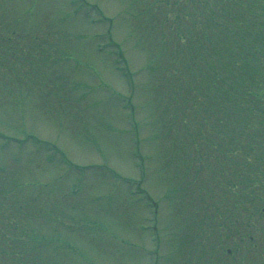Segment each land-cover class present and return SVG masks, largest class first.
Instances as JSON below:
<instances>
[{
  "label": "rangeland",
  "instance_id": "1",
  "mask_svg": "<svg viewBox=\"0 0 264 264\" xmlns=\"http://www.w3.org/2000/svg\"><path fill=\"white\" fill-rule=\"evenodd\" d=\"M232 4L0 0V264H264V103L209 100L264 91Z\"/></svg>",
  "mask_w": 264,
  "mask_h": 264
},
{
  "label": "trees",
  "instance_id": "2",
  "mask_svg": "<svg viewBox=\"0 0 264 264\" xmlns=\"http://www.w3.org/2000/svg\"><path fill=\"white\" fill-rule=\"evenodd\" d=\"M179 1L184 2L185 3V7L186 6L190 7V8H186L185 10L179 9L178 12H174L173 11L174 15H175V22H177L179 20V23H182V21L180 20V18H182V15H186V18H189L190 13H192V14L198 13L199 14V13L203 12L204 8L207 7L209 5V3H212V2L216 3L217 2L221 6H222V4H224V6H226L229 9L231 7V5H233L232 3H236L238 0H233V1L231 0V2H230V0H212V1L206 0L205 1V5H203V1L204 0H179ZM172 5H174V3ZM167 14L170 15L171 11H168ZM178 25H181V24H178ZM168 28L170 29V27H168ZM176 40L177 41L174 44H172V46L175 47V53L176 54H180L181 49L184 50V48H183V45L181 44L182 43L181 39H179V40L176 39ZM217 53L219 54L218 63H219V58L222 59V60H225L224 66H227V65L233 63V61L230 59V55H227L226 57H222L220 55V53H221L220 45H219V49L217 50ZM213 55H214V53H213ZM202 59L203 58H201L200 60H202ZM200 60H197L196 62L199 63ZM187 64H188L187 67H191V64H189V63H187ZM221 65H222V61H221ZM196 67H198V66H193L192 69H195ZM187 72H189L190 74L193 73V71H190V70H187ZM228 80H232L231 76H230V78ZM225 82L226 81L222 80V84L220 85V88L218 89L219 92H220V96H219L218 100H214L212 97H209V100L211 101V104H216V102H217L218 105L221 106L224 109V112L228 115L226 121H230V120L233 121L234 120V113L237 110H239V115L242 116V118H239V122L246 123V115H248V102H249V99L253 103H255L256 106L260 104L259 102L264 103V101H262L264 91L261 88H258L257 90L254 91V93H253L254 95H249V97H240V99H238V102L235 101V102L232 103V105H229V104L225 105V101L228 98L227 90H230V85L229 86H225L224 85ZM227 83L229 84V81ZM223 87H224V89H222ZM233 95H234V93H233ZM250 96H254V97H250ZM256 99L261 100V101H256ZM263 117H264V111L262 112V114L258 115L259 119H263ZM242 126H245V125H242Z\"/></svg>",
  "mask_w": 264,
  "mask_h": 264
},
{
  "label": "flooded vegetation",
  "instance_id": "3",
  "mask_svg": "<svg viewBox=\"0 0 264 264\" xmlns=\"http://www.w3.org/2000/svg\"><path fill=\"white\" fill-rule=\"evenodd\" d=\"M230 252V251H229Z\"/></svg>",
  "mask_w": 264,
  "mask_h": 264
}]
</instances>
